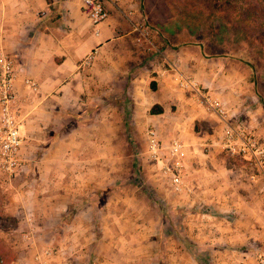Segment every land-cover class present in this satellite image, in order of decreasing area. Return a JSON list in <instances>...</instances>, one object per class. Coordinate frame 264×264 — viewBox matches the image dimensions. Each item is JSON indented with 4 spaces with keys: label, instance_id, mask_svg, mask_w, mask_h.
<instances>
[{
    "label": "crops",
    "instance_id": "obj_1",
    "mask_svg": "<svg viewBox=\"0 0 264 264\" xmlns=\"http://www.w3.org/2000/svg\"><path fill=\"white\" fill-rule=\"evenodd\" d=\"M104 3L95 25L82 0H0L23 137L22 170L0 172V264H38L48 249L49 264H256L264 173L224 150L228 125L264 145L254 70L162 40L142 0ZM150 128L187 146L179 192L144 151Z\"/></svg>",
    "mask_w": 264,
    "mask_h": 264
},
{
    "label": "built area",
    "instance_id": "obj_2",
    "mask_svg": "<svg viewBox=\"0 0 264 264\" xmlns=\"http://www.w3.org/2000/svg\"><path fill=\"white\" fill-rule=\"evenodd\" d=\"M82 1L85 14L95 25L106 19L107 11L104 0ZM15 77L14 62L0 53V172L7 178H14L22 170L19 154L23 145V137L14 108L16 98L13 81ZM25 83L33 90H37L35 82L26 80ZM180 85L192 89L197 87L194 80H184ZM201 100L209 111H214L221 117H227L228 111L221 100L205 94L201 95ZM146 137L147 154L154 162L163 164L164 173L172 175L175 191H181L187 146L180 139L172 140L168 146H164L154 128L148 129ZM224 150L232 157L244 159L248 166L264 173V145L257 142L255 137L244 129L228 125ZM52 255V250L48 249L42 255L37 256L36 261L38 264H49ZM256 264H264V255L259 256Z\"/></svg>",
    "mask_w": 264,
    "mask_h": 264
},
{
    "label": "trees",
    "instance_id": "obj_3",
    "mask_svg": "<svg viewBox=\"0 0 264 264\" xmlns=\"http://www.w3.org/2000/svg\"><path fill=\"white\" fill-rule=\"evenodd\" d=\"M148 6L152 14H158L152 19L148 18L150 25L163 32L170 43H173L174 38L177 44H193L190 38L183 39L180 36L188 34L187 30L190 29L191 36L196 40L194 44H199L207 56L239 58L248 63L253 70L255 62L249 58L251 56L264 58V46L257 54H253L252 48L248 47V42L256 40V37L264 41V0H163L158 3L157 0H144L145 9ZM150 11L147 13L150 14ZM173 26L178 29H173L174 33L167 29L174 28ZM204 27L210 31V36L204 34ZM219 32L223 33L222 38L231 33L240 37L239 49L233 47L234 51L228 50L227 46L218 44L221 40L211 41L210 38H215ZM161 111L160 107L152 110L153 113Z\"/></svg>",
    "mask_w": 264,
    "mask_h": 264
},
{
    "label": "rangeland",
    "instance_id": "obj_4",
    "mask_svg": "<svg viewBox=\"0 0 264 264\" xmlns=\"http://www.w3.org/2000/svg\"><path fill=\"white\" fill-rule=\"evenodd\" d=\"M149 1H154V0H149ZM162 1L157 0V3L158 2H162ZM193 1H195V0H193ZM142 2H143V6H144V0H142ZM150 10H151V8H149V6H148V8H146V11L149 13ZM156 15H158V14H154V13L152 14V12L150 14H147L145 16L146 23L147 24H150L148 18L152 19V17L154 18V17H156ZM206 22L209 23L208 20ZM163 24H164V22H163ZM151 27L153 29H156L152 25H151ZM204 28H205L204 29V32H205L204 34L207 35V36H210V31H208L206 27H204ZM167 29L173 31V29L176 30L177 28L176 27H174V28H171L170 27V28H167ZM202 30H203V27H202ZM162 33L159 30V34H160L159 36L162 38V40H164L166 42H169L168 39L164 36L165 34L164 33L162 34ZM168 33H169V31H168ZM173 33H174V31H173ZM187 33L188 34H184V35L183 34H180L181 38H183V39L190 38L191 41L193 40V42L196 43V40L190 34V29L187 30ZM222 34L223 33L219 32L215 38H210V40L212 41V39H213V40H216L217 42H219L221 40V42L218 43V44L219 45L227 46L226 48L228 50L234 51L235 49H239L240 44H241V38L240 37H237L236 35H231V34H233V33H231L229 36H224L222 38ZM205 35H203V36H205ZM207 36H205V37H207ZM172 40H173V43L176 42L175 41L176 39L173 38ZM224 46H223V48H224ZM263 46H264V41H262L258 37H256V40H252V41L248 42V47L252 48L251 49V52L253 54H257V51H260L261 48H263ZM233 47L235 49H233ZM231 55H233V54H231ZM240 56H241V54H240ZM249 60L252 61V62H255V66H254V77H255V80L259 82V91H261V93L264 95V58L263 57H260V59H259V57L251 56L249 58ZM146 134H147V132H146ZM146 142H147V137H146ZM146 150H147V145L145 143V149H144V151H146ZM144 151L142 149H138L137 150V153L136 154L138 155V158H139V156H142V152H144ZM138 170H139L138 173H139L140 178H141L140 181L142 180L141 186L142 187H146L147 185L145 184V181H144V178H145V174L143 172L144 170L142 169L141 166H140V168ZM0 247H1V245H0ZM2 248H4V247H2Z\"/></svg>",
    "mask_w": 264,
    "mask_h": 264
}]
</instances>
